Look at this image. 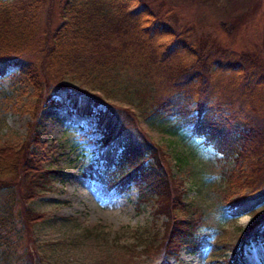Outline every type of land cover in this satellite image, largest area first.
<instances>
[{
	"label": "trees",
	"instance_id": "trees-1",
	"mask_svg": "<svg viewBox=\"0 0 264 264\" xmlns=\"http://www.w3.org/2000/svg\"><path fill=\"white\" fill-rule=\"evenodd\" d=\"M20 1L0 0V65L8 69L0 80L9 78L12 89L21 88L23 94L33 89L36 111L51 98H44L48 91L59 108L95 117L106 146L104 170L96 172L99 180L122 193L135 186L137 207H151L163 227L139 231L134 243L123 246L100 226L66 219L60 226L69 233L60 242L105 248L110 257L103 264H138L144 257L168 264L163 257L182 246L199 252L215 245L205 236L214 226L186 203L183 182L172 174L167 156L141 127L140 117L163 133L188 131L202 137L233 162L224 172L227 214L258 220L239 244L220 236L217 250L232 251L226 264L237 263L248 242H264L259 209L264 205V61L258 52L223 49L210 36L192 38L189 29L178 33L142 0H64L62 23L46 32L40 69L29 60L33 51L28 46L33 49L38 35L34 10L41 0ZM126 79L132 81L129 88L137 86L139 113L113 102ZM66 81L80 86L73 89ZM12 91L0 93L2 124L7 113L17 111ZM250 95L253 105L244 99ZM34 132L21 144L0 142V264H56L49 246L33 235L47 216L30 205L50 189L53 174L43 167L45 155L30 148L42 147Z\"/></svg>",
	"mask_w": 264,
	"mask_h": 264
},
{
	"label": "rangeland",
	"instance_id": "rangeland-1",
	"mask_svg": "<svg viewBox=\"0 0 264 264\" xmlns=\"http://www.w3.org/2000/svg\"><path fill=\"white\" fill-rule=\"evenodd\" d=\"M33 1L21 0L19 3L30 4ZM142 1L155 14L162 15L164 21L178 33L182 29H189L193 31L194 39L210 36L223 49L237 53L258 52L264 61V0ZM63 2L41 0L34 10L39 17L38 35L32 44L33 49L28 46V51H33L29 60L40 69L44 64L40 50L49 38L46 32L54 31L62 23ZM134 78L138 80V77ZM130 83L132 81L126 79L121 84L122 93L116 92L113 102L127 105L139 113L138 100L134 99L137 86L135 84V87L129 88ZM65 84L73 89L80 86L70 81ZM11 86L9 78L0 80V93L13 90L17 109L6 114L5 124L0 122V142L21 144L30 138L33 131L40 138L42 147L32 145L30 148L39 155H45L43 167L53 174L50 176V189L30 205L37 213L47 216L46 223L33 228V235L40 245L49 246L54 263L103 264L109 261L108 250L98 248L94 243L60 242L69 233V228L60 226L66 219H73L82 226H100L110 236L118 237L119 245L123 246L134 243L135 233L139 231L155 226L163 230L162 221H155L151 207H137L138 192L135 186L129 192L122 193L99 180L96 172L104 170L105 161L101 154L106 146L101 141L102 134L96 129L95 117L81 118L66 108H59L48 91L44 93V98H51L36 111L38 99L33 97V89L23 94V89H12ZM252 98L253 95H250L244 99L253 105ZM138 121L167 156L172 174L183 182L186 203L199 210L206 224L214 226L205 234L215 244L213 247L194 252L182 246L176 252L165 255L163 260L168 264H216L220 261L226 264L232 258V251L217 250L220 236L227 235L233 244H239L244 232L258 220L252 215L238 219L228 215L226 223L216 224L213 221L215 213L230 206L224 199L229 194L224 172L233 167V162L224 160L223 155L206 143L204 138L193 136L191 132L170 135L163 133L159 125L152 126L143 117ZM259 209L264 213V205ZM142 260L138 264L160 262L145 257ZM235 264H264V242L253 240L245 244Z\"/></svg>",
	"mask_w": 264,
	"mask_h": 264
},
{
	"label": "clouds",
	"instance_id": "clouds-1",
	"mask_svg": "<svg viewBox=\"0 0 264 264\" xmlns=\"http://www.w3.org/2000/svg\"><path fill=\"white\" fill-rule=\"evenodd\" d=\"M217 179H219V177H217ZM228 219L229 217L226 209H221L219 212L213 215V221L216 224L226 223Z\"/></svg>",
	"mask_w": 264,
	"mask_h": 264
},
{
	"label": "snow or ice",
	"instance_id": "snow-or-ice-1",
	"mask_svg": "<svg viewBox=\"0 0 264 264\" xmlns=\"http://www.w3.org/2000/svg\"><path fill=\"white\" fill-rule=\"evenodd\" d=\"M6 71H8V69H5L2 65H0V74H3ZM242 222H244V221H242Z\"/></svg>",
	"mask_w": 264,
	"mask_h": 264
}]
</instances>
